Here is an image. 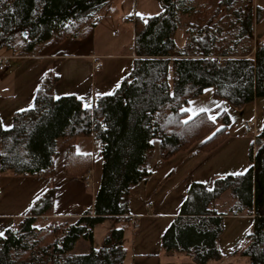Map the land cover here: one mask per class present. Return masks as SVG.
<instances>
[{
    "label": "trees",
    "instance_id": "1",
    "mask_svg": "<svg viewBox=\"0 0 264 264\" xmlns=\"http://www.w3.org/2000/svg\"><path fill=\"white\" fill-rule=\"evenodd\" d=\"M110 1L0 0V55H30L52 40L78 38L96 25ZM156 1L158 14L133 16V67L114 93L86 108L73 95L55 98L56 77L50 75L40 83L32 108L14 113L8 129L0 122V174L50 178L28 214L0 235V264H124L128 194L149 176L145 162L152 138L160 140L162 159L201 140L205 149L220 142L230 123L225 110L211 119L204 111L189 116L186 109L206 88L236 109L264 98V39L253 32L262 9L255 0H198L197 6L192 0ZM182 15L190 22L178 48L174 37ZM262 117L246 172L217 176L211 189L190 184L179 215L162 235L166 252H183L195 264L220 258L223 223L214 202L229 190L230 211L254 216L248 242L234 252L249 264H264V105ZM83 135L99 142L103 159L92 207L77 218L36 226L37 216L52 212L58 141L68 145L66 175L82 177L91 169L92 157L74 150L76 137ZM106 221L109 230L100 245L93 244V229ZM80 240L90 248L76 254L72 250Z\"/></svg>",
    "mask_w": 264,
    "mask_h": 264
},
{
    "label": "crops",
    "instance_id": "2",
    "mask_svg": "<svg viewBox=\"0 0 264 264\" xmlns=\"http://www.w3.org/2000/svg\"><path fill=\"white\" fill-rule=\"evenodd\" d=\"M127 1L132 2L131 11L135 13L134 16L143 19L151 16L136 12V0H111L99 12L96 25L86 30L81 37L52 40L30 55H6L8 63L0 71V122L3 128L8 129L13 125L14 113L33 107L40 83L50 75L56 77L52 87L55 98L73 95L86 108L93 107L97 97L117 90L122 80L131 72L135 58L134 17L124 20V14L121 20L119 14L112 15ZM255 3L262 9V16L255 23L253 32L264 39V0H255ZM160 11L159 5L155 14ZM124 21L131 25H125L127 22ZM116 27H121V31L128 33L126 46L121 44V39L115 41L107 37V33L115 31ZM96 30H100L102 35L106 34L100 45H96L94 41ZM129 33L133 36L131 46L128 44ZM111 45H123L124 48H106ZM255 101L251 104H255ZM252 114L257 118L255 110L250 115ZM250 125L261 131L262 125H258V121ZM230 127L229 124L225 137L213 146L205 149L200 146L201 140L168 159L160 157V140L152 138L145 162L149 176L132 186L128 194L130 221L124 227L123 244L127 249L124 264H195L183 252H166L161 246L162 235L179 215L191 183L200 182L211 189L215 177L242 174L250 167L249 153L251 147L254 148L255 139L245 132L244 126L242 132ZM57 149L53 163V183L56 190L52 212L37 216L36 226L82 216L92 207L101 183L103 159L100 144L92 136H78L74 142L77 154L92 157V166L87 172L89 179L85 176L66 175L64 160L68 145L59 140ZM49 186L50 178L45 175L0 174V235L10 229L12 223L28 214L34 202ZM233 203L229 190L214 202V208L222 217L223 223L217 241L221 256L205 264H249L246 258L234 251L246 245L252 231L251 228L247 233L249 226L246 231L241 226L238 227L239 221L247 217L253 221L254 216L242 212L232 213L230 207ZM105 223L109 224L106 221L100 226ZM81 241L73 247L72 251L76 250V254L85 253L90 248L89 242Z\"/></svg>",
    "mask_w": 264,
    "mask_h": 264
},
{
    "label": "rangeland",
    "instance_id": "3",
    "mask_svg": "<svg viewBox=\"0 0 264 264\" xmlns=\"http://www.w3.org/2000/svg\"><path fill=\"white\" fill-rule=\"evenodd\" d=\"M201 2L198 0H192L191 5H199ZM190 5V3H189ZM132 2L127 1L126 4L121 7H118L117 13H113L112 15L119 14L121 20H123L122 16L124 14H132L133 12L131 11ZM136 12L140 15H152L155 14L159 10V4L156 0H136ZM181 22L178 25L176 32H175V44L176 47H182L188 38V33H187V23L190 22V16L188 15H182L181 16ZM125 25H131L128 24V21ZM132 23V22H131ZM101 30V29H100ZM100 30H96L95 32V37L94 41L96 45H100L101 39L106 36L102 35L100 33ZM118 30V32H116ZM108 34V38L115 39V41L121 39V44L124 46L127 45V36L128 33L125 31H121V27L115 28V31L111 30ZM81 37V36H80ZM132 33H129V39H128V44L131 46V41H132ZM79 38V37H78ZM105 40V39H104ZM125 42V43H124ZM120 45L113 47L112 45L106 48L110 49H116L119 50V48H124ZM8 63V62H7ZM264 105V98H259L255 101V104L247 105L243 109H236L230 106L224 99L216 98L213 94V90L211 88H206L203 93L192 100L189 101L188 105L186 106L188 115H194L199 112H205L207 115H209V118L211 119H216L218 114L221 113L223 110L229 115L230 118V128L235 129L238 132L243 131V126H244V121L249 122V124H254V122L258 121V125L263 124V117H262V106ZM255 108V109H254ZM256 112L257 118L252 115H250L252 112ZM256 148H253V151L255 152ZM247 217V216H246ZM74 219V218H73ZM252 219L250 217L247 218H242L239 223L238 227L241 226L242 229L246 231L247 226H249V229L247 233L251 230L252 228ZM109 230V224L105 223L103 226L97 225L93 229V240L95 245H100L102 242L106 232ZM81 242H85V240H82ZM74 252H77L76 250Z\"/></svg>",
    "mask_w": 264,
    "mask_h": 264
},
{
    "label": "built area",
    "instance_id": "4",
    "mask_svg": "<svg viewBox=\"0 0 264 264\" xmlns=\"http://www.w3.org/2000/svg\"><path fill=\"white\" fill-rule=\"evenodd\" d=\"M134 15H135V13L126 14V15H124V20H130ZM7 62H8V56H6V55L0 56V71H3L5 69V67L7 65ZM98 68L99 67L97 66L96 69H98ZM244 128H245V132L250 133L254 139L260 133V130L256 126L250 125L247 122L244 124ZM89 177H90L89 173H87L85 175V178L89 179ZM12 226L15 227L16 226V222L12 223Z\"/></svg>",
    "mask_w": 264,
    "mask_h": 264
},
{
    "label": "snow or ice",
    "instance_id": "5",
    "mask_svg": "<svg viewBox=\"0 0 264 264\" xmlns=\"http://www.w3.org/2000/svg\"><path fill=\"white\" fill-rule=\"evenodd\" d=\"M109 94H111V93H109Z\"/></svg>",
    "mask_w": 264,
    "mask_h": 264
}]
</instances>
